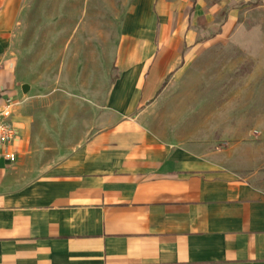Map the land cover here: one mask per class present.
Wrapping results in <instances>:
<instances>
[{"label":"crops","instance_id":"crops-1","mask_svg":"<svg viewBox=\"0 0 264 264\" xmlns=\"http://www.w3.org/2000/svg\"><path fill=\"white\" fill-rule=\"evenodd\" d=\"M138 2L112 81L109 5L66 2L42 34L68 41L55 70L75 75L24 114L29 91L4 50L14 16L0 22V90L17 103L20 132L0 159V264H264V181L214 129L183 122L177 96H163L180 72L196 70L179 67L178 46L201 43L192 33L158 36V27L183 23L194 1L158 0L155 11Z\"/></svg>","mask_w":264,"mask_h":264},{"label":"rangeland","instance_id":"rangeland-1","mask_svg":"<svg viewBox=\"0 0 264 264\" xmlns=\"http://www.w3.org/2000/svg\"><path fill=\"white\" fill-rule=\"evenodd\" d=\"M71 1L82 6L87 0H4L1 4L0 22L5 24L13 16L15 20L12 43L4 50L15 54L17 87L24 85L29 91L20 114L35 97L63 93L65 89L59 87L62 75L67 79L75 75L55 70L58 61L55 66L54 60L68 41H55L42 34L53 31L54 22L65 11V3ZM136 1L104 0L109 5L111 21L110 81L118 75L117 49L130 46L121 38L125 19ZM157 1L138 3L148 2L149 9L155 11ZM191 1L193 7L183 23L171 20L158 27V36L164 32L169 33L168 38L192 33L199 37L195 43H201L178 46L184 53L179 67L189 65L196 70L185 75L180 72L181 77H175V84H170L163 96H177L182 102L175 106L183 122L189 123L190 128L199 124L201 130L214 129L217 142L225 147L234 146L232 153L239 161L251 162L246 172L256 173L264 181V0ZM169 12L174 18L176 12ZM99 44V40H93L94 48H99Z\"/></svg>","mask_w":264,"mask_h":264},{"label":"built area","instance_id":"built-area-1","mask_svg":"<svg viewBox=\"0 0 264 264\" xmlns=\"http://www.w3.org/2000/svg\"><path fill=\"white\" fill-rule=\"evenodd\" d=\"M16 104L7 100L4 91L0 90V159L11 158L9 148L20 138L19 128L13 120Z\"/></svg>","mask_w":264,"mask_h":264}]
</instances>
